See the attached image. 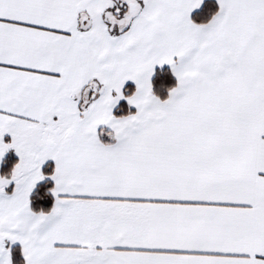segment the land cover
Returning a JSON list of instances; mask_svg holds the SVG:
<instances>
[{
  "label": "snow or ice",
  "instance_id": "1",
  "mask_svg": "<svg viewBox=\"0 0 264 264\" xmlns=\"http://www.w3.org/2000/svg\"><path fill=\"white\" fill-rule=\"evenodd\" d=\"M0 264H264V0H0Z\"/></svg>",
  "mask_w": 264,
  "mask_h": 264
}]
</instances>
